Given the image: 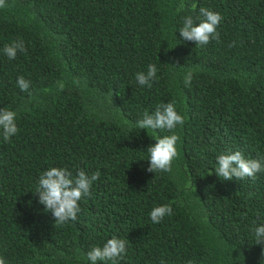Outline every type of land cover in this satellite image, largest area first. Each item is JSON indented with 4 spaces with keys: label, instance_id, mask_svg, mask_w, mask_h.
<instances>
[{
    "label": "trees",
    "instance_id": "1",
    "mask_svg": "<svg viewBox=\"0 0 264 264\" xmlns=\"http://www.w3.org/2000/svg\"><path fill=\"white\" fill-rule=\"evenodd\" d=\"M180 2L6 0L0 8V109L17 113L19 129L0 137L5 264H89L87 252L113 236L127 242L117 264H261L253 229L264 224V172L225 181L215 167L237 150L264 156V0H184L177 12ZM200 8L222 15L220 39L204 46L179 31ZM15 41L26 51L10 60L3 49ZM149 64L157 68L150 88L136 81ZM169 101L182 127L136 126ZM149 133L178 135L171 172L147 171ZM54 166L100 172L77 219L57 225L33 193ZM165 204L172 215L153 223L151 210Z\"/></svg>",
    "mask_w": 264,
    "mask_h": 264
},
{
    "label": "clouds",
    "instance_id": "2",
    "mask_svg": "<svg viewBox=\"0 0 264 264\" xmlns=\"http://www.w3.org/2000/svg\"><path fill=\"white\" fill-rule=\"evenodd\" d=\"M6 6V0H0V8ZM185 3L181 0L177 7V12L184 10ZM199 21V22H196ZM222 21V15L208 8H200L199 16L194 18L189 15L184 18L183 26L179 29L184 41L195 42L196 46H204L212 39L219 40L220 34L217 31L218 25ZM234 43V42H233ZM26 51L22 41H15L5 45L3 53L11 60L15 59L18 52ZM157 78V68L154 64L148 65L147 72H138L136 81L139 85H147L149 88ZM193 74L189 71L184 83L190 86ZM60 90H64V82L58 81ZM17 84L21 91H29L30 81L20 76ZM17 113L7 108L0 109V137L5 142L9 141L19 131L16 122ZM184 116L180 114L174 102L169 101L156 106L155 111L149 114L145 111L143 119L137 121L139 129L153 131L174 130L178 125L183 126ZM150 134V133H149ZM151 135V134H150ZM156 143L147 148L150 161L147 171L149 172H171L174 159L178 155L177 141L178 135L153 136ZM264 172V156L254 159H247L239 150L221 154L216 158L215 174L225 181L232 179L241 180L243 178H256L257 173ZM100 177V172H93L89 175L85 170H78L74 176L67 168L51 167L42 172L39 176L38 187L34 194H38L39 202L45 206V211L51 212L55 218V224H64L68 221H75L80 211V201L91 195L92 185ZM171 205H160L154 207L150 212V219L153 223H160L165 216L172 215ZM255 224L256 222L253 221ZM255 243L264 245V224H260L253 229ZM127 242L124 239L113 236L108 239L102 247L92 248L86 254L89 264L111 261L117 264L127 253ZM0 264H5V260L0 257ZM191 264V262H189ZM261 264H264V253H262Z\"/></svg>",
    "mask_w": 264,
    "mask_h": 264
}]
</instances>
